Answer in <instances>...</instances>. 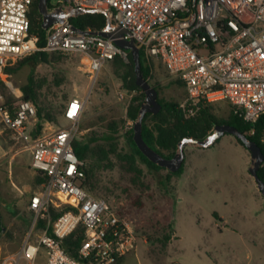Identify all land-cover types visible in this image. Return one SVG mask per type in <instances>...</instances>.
Wrapping results in <instances>:
<instances>
[{"label":"built area","instance_id":"2783aa9c","mask_svg":"<svg viewBox=\"0 0 264 264\" xmlns=\"http://www.w3.org/2000/svg\"><path fill=\"white\" fill-rule=\"evenodd\" d=\"M33 0H0V79L18 58L40 50L78 54L93 87L105 64L126 51L95 31H77L70 18L102 14L105 33L142 45L145 56L160 61L186 93L179 107L193 116L200 104L226 102L244 122L264 117V0H58L49 13L59 20L45 31V47L29 35ZM100 32V31H98ZM132 97V93H127ZM19 99L20 95H16ZM121 95L120 99L124 100ZM86 100L66 105L64 128L36 131V112L28 101L9 110L0 94V123L15 143L28 149L31 168L43 178L30 197V229L8 264H119L136 249L132 221L83 188L85 163L73 150ZM35 133V135H34ZM264 145V135L261 138ZM60 215L53 220V213ZM81 226L86 236L71 257L61 241Z\"/></svg>","mask_w":264,"mask_h":264},{"label":"rangeland","instance_id":"374dc122","mask_svg":"<svg viewBox=\"0 0 264 264\" xmlns=\"http://www.w3.org/2000/svg\"><path fill=\"white\" fill-rule=\"evenodd\" d=\"M57 5L58 0H48V8ZM49 55L50 62L38 64L33 79L41 106L53 121H37L35 127L40 125L46 134L64 128L63 111L69 101L79 98L87 102L77 139L89 131L101 135L116 123L118 149L125 151L126 133L135 122L126 117L131 97L113 75L112 62L105 64L91 87L78 54ZM154 66L150 85L157 89L158 99L184 103V88L170 78L160 61L154 60ZM29 73L30 68L24 66L0 84L4 99L14 102L16 95L22 96ZM210 108L218 120H226L231 110L226 102L210 104ZM0 128H4L1 123ZM182 152L184 165L178 176H171L167 168L155 171L139 163L141 175L134 182L114 157L96 173L99 188L93 195L132 221L136 256L123 264H256L255 257L264 246V197L248 171L249 152L230 134L220 136L210 147L188 144ZM29 158L25 145L15 143L4 130L0 136V212L5 230L0 238V264L12 263L30 229V213L14 208L12 215L3 205L9 199L7 193L29 184L34 171ZM166 235L170 239L164 243Z\"/></svg>","mask_w":264,"mask_h":264},{"label":"trees","instance_id":"16d2710c","mask_svg":"<svg viewBox=\"0 0 264 264\" xmlns=\"http://www.w3.org/2000/svg\"><path fill=\"white\" fill-rule=\"evenodd\" d=\"M30 29L29 35L35 34L38 37L37 46L41 49L45 47V31L42 29V16L38 11V0H33L30 12ZM72 27L77 31H101L105 26V17L102 14H84L70 18ZM49 52L45 50L37 51L30 55H25L17 59L16 63L6 69V74L11 75L19 71L22 67L28 66L30 73L28 75V83L22 87V96L14 102H8L4 99V107L12 110L19 101H28L35 108L36 119L38 122H52L53 117L45 110L39 101L38 85L33 79V73L36 66L40 63L47 64L50 62ZM127 61H124L119 56L112 59L113 75L120 80L122 87L132 93L129 105L126 110L128 120L135 122L139 118V111L145 101L144 92L135 84V74L133 63L129 51H126ZM140 66L143 79L150 84L154 73V60L145 56L144 52L140 51ZM182 86L179 81H176ZM4 85L3 82L0 83ZM156 89V88H155ZM157 91V89H156ZM161 105L160 110L156 114L146 113L142 119L141 136L143 141L156 153L166 160L172 159L178 152V145L183 139H194L197 141L205 140L212 134L214 128L219 125H230L235 127L240 133L244 134L250 141L257 144L262 154L264 155V145L261 143V138L264 135V117H261L257 123L250 125L243 121L234 113L233 108L229 112L226 120H218L212 113L210 104H200L198 111L190 117H186L178 103L158 99ZM41 126L36 129L39 133ZM119 125L112 123L109 125V130L99 135L97 132L89 131L82 137L73 142V150L77 158L85 163L84 172L86 179L83 183V188L93 197L101 199L93 195L98 190V183L95 180V175L102 168H106L114 157L120 164L123 165L125 172L133 177L134 182L139 179L141 170L138 167L139 163H144L150 169L155 171L164 169L150 162L137 148L133 141V127L126 133L125 151L118 149ZM236 142L244 149V145L239 139ZM185 158V156H184ZM184 161V160H183ZM183 163L175 172H170L171 176H178L182 173ZM259 179L264 183V162L258 171ZM170 178H167V182ZM43 178L37 173L34 184L40 186ZM137 206L142 207V203L138 201ZM119 214V213H118ZM60 213H53L52 219L55 220ZM120 215V214H119ZM5 230L0 213V238ZM86 236V230L79 226L75 232L61 241V246L65 252L71 257L77 258L78 249L82 240ZM170 239L169 235L164 237V243Z\"/></svg>","mask_w":264,"mask_h":264},{"label":"water","instance_id":"95a60500","mask_svg":"<svg viewBox=\"0 0 264 264\" xmlns=\"http://www.w3.org/2000/svg\"><path fill=\"white\" fill-rule=\"evenodd\" d=\"M38 11L42 16V29L46 30L51 27L54 23L59 20L60 10L56 9L53 13L48 12V0H38ZM80 32V31H79ZM101 37L110 38L113 40L114 44L122 49L123 51H129L130 57L133 63V69L135 74V84L141 88L145 95V101L142 104L139 111V118L135 121L133 125V141L139 151L152 163L162 167L167 168L171 172L177 171L181 164L182 159L184 158L183 147L187 144L199 145L200 147H207L208 139L213 137V140L219 138L224 134H230L234 138L239 139L244 145L245 149L250 154L251 166L248 171L251 177L254 179L257 188L261 195L264 197V183L258 177V171L264 162V155L261 152L260 147L254 142L250 141L244 134L240 133L235 127L230 125H219L214 128L212 135L208 136L203 141H197L194 139H183L179 145L178 150L175 156L166 160L151 149L142 139V119L146 113L156 114L161 108V105L158 102V93L155 88H153L148 82H146L142 77L141 66H140V51L142 49L141 44H137L132 40L123 39L124 32H120L117 35L105 33V32H96ZM1 83V79H0ZM35 135V133H34ZM212 140V141H213Z\"/></svg>","mask_w":264,"mask_h":264},{"label":"crops","instance_id":"0c3cea01","mask_svg":"<svg viewBox=\"0 0 264 264\" xmlns=\"http://www.w3.org/2000/svg\"><path fill=\"white\" fill-rule=\"evenodd\" d=\"M4 130H5L4 128H0V136H2V134L4 133ZM7 152L8 151L4 152L1 156L2 157L5 156L7 154ZM30 162H31V157L29 158V165H30ZM36 176H37V173L35 171H32V173L29 174V180H30L29 184H23L21 186V188L18 190V192H16V193H7L9 195V199L7 200V202H4L3 205L8 209V212L10 214L13 215L14 208H17L21 211L26 210L28 212L27 207H28L30 197L32 196V194L35 191H37L36 190L37 188L39 189V186H35V184H34ZM1 215H2V213H1ZM16 216L17 215H14L13 218H15ZM2 221L4 224L3 215H2ZM133 256H136L135 251H132L131 253L126 255L123 259H121L119 264H123V262L126 259L133 258ZM248 257H249V259L252 258V252L251 251H249ZM255 258H256V262H255L256 264H261L264 261V246L260 247L259 253Z\"/></svg>","mask_w":264,"mask_h":264},{"label":"bare ground","instance_id":"6f19581e","mask_svg":"<svg viewBox=\"0 0 264 264\" xmlns=\"http://www.w3.org/2000/svg\"><path fill=\"white\" fill-rule=\"evenodd\" d=\"M212 135V134H210ZM213 137L211 139H208L207 143L209 144L207 147H210L211 145L215 144V142L218 140V138H216L215 140H213ZM188 145V144H187ZM186 146V145H185ZM184 148V147H183ZM184 160V158L182 159V161Z\"/></svg>","mask_w":264,"mask_h":264}]
</instances>
